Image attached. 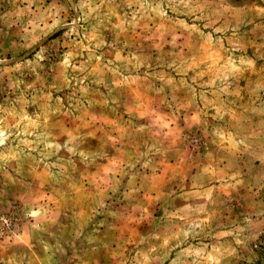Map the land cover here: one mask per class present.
I'll use <instances>...</instances> for the list:
<instances>
[{"label": "rangeland", "instance_id": "obj_1", "mask_svg": "<svg viewBox=\"0 0 264 264\" xmlns=\"http://www.w3.org/2000/svg\"><path fill=\"white\" fill-rule=\"evenodd\" d=\"M0 215V264H264V0H0Z\"/></svg>", "mask_w": 264, "mask_h": 264}, {"label": "built area", "instance_id": "obj_2", "mask_svg": "<svg viewBox=\"0 0 264 264\" xmlns=\"http://www.w3.org/2000/svg\"><path fill=\"white\" fill-rule=\"evenodd\" d=\"M198 143V140L194 138V140L191 141V144H194V146ZM17 219H14V217L7 216V215H0V230H5V232H12V230L15 228Z\"/></svg>", "mask_w": 264, "mask_h": 264}]
</instances>
